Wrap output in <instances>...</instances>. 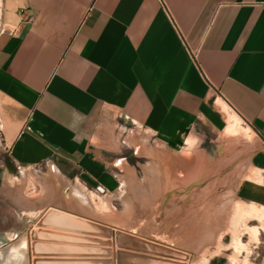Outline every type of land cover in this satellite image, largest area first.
<instances>
[{
    "label": "crops",
    "instance_id": "1",
    "mask_svg": "<svg viewBox=\"0 0 264 264\" xmlns=\"http://www.w3.org/2000/svg\"><path fill=\"white\" fill-rule=\"evenodd\" d=\"M231 114L251 138L220 133ZM136 129L165 148L163 157L175 156L171 173L188 181L134 182L128 204L109 219L80 189L89 186L101 196L121 190L114 148L124 144L136 154L129 142L149 141L136 137ZM187 137L220 147L208 153L207 165L185 166L177 147ZM203 152L196 157H206ZM50 166L64 178L60 187L43 179ZM2 168L19 186L37 170L43 185L38 198L18 191L7 196L21 223L12 240L26 239L46 210L58 209L180 248L164 239L171 234L163 216L174 207L156 216L147 203L153 206L155 196L164 201L171 186L183 188L201 173L224 174L235 201L264 208V0H0ZM72 187L87 206L63 193ZM59 243L63 249L41 257L116 264L110 253L73 256L69 239ZM26 255L25 247L22 264Z\"/></svg>",
    "mask_w": 264,
    "mask_h": 264
},
{
    "label": "rangeland",
    "instance_id": "2",
    "mask_svg": "<svg viewBox=\"0 0 264 264\" xmlns=\"http://www.w3.org/2000/svg\"><path fill=\"white\" fill-rule=\"evenodd\" d=\"M234 117L235 115L233 114L229 115L228 119H232V121L227 120L228 122H226L224 129H222L220 133L234 136L242 135L251 138L252 136L250 132L248 133V129L246 127L244 129L241 128L238 120ZM206 133L209 138L214 140L212 132ZM134 135L136 137H146L149 140L146 141L145 139L137 138L139 148L136 154H132L131 148L124 144L116 145V148H114L118 149V151L115 152L116 156L124 157L122 160L120 158L118 159V157L114 159V162L117 163L116 167L120 170L117 176L121 183L118 184V187L121 186V190L117 189L111 193L104 192L105 195L101 196L103 193H97V191H93L89 186L87 189H80L90 200L94 199L96 202L95 204L98 205V209H101L103 211L102 213L109 219H112L111 217L113 214L121 210L122 206L128 204V195L134 182L144 183L146 181H154L155 179L160 181L159 179L163 178L167 185H175L177 181L185 182L187 180H182L181 177H178L180 172L177 174L171 173L170 168L176 166L177 162L175 156L172 157L173 159L170 158V161H172L168 165L166 162L167 159L163 157V152L162 154L160 153L162 145L151 141L150 138L139 129L134 131ZM129 143L132 145L135 144L132 141ZM219 147L215 141H209L208 138L199 140L198 138L187 137L181 146L177 147V150L178 154L186 160L184 165L192 167L194 161L201 166L207 165L208 153L212 156L216 155ZM198 151H204L206 157L200 159L198 156L196 157ZM203 160H206V162ZM180 170L182 171L181 173H183L182 177H186L187 174L183 169ZM4 172L12 175L3 168L0 171V234L4 233V235H9L12 231L18 229L21 223L16 219V207L8 204L7 196H11V194L15 196L18 191L21 196L25 195L38 198L42 194L43 185L40 180V172L31 170L29 177H27L28 182H25L23 186H19L18 179H16L17 183L11 187V190L7 191L3 181V176H5ZM47 172L48 170L44 173L43 179L47 178L46 175L49 174ZM223 176L224 174L209 175L201 173L195 177L196 180L194 183L188 182L183 188L180 186V188L176 189L174 186H171L172 188H169L168 197H166L164 201H162L164 198L163 196L161 197L162 200L160 196H155L156 199L154 200L153 206L149 201L147 203V208L149 211L153 208L156 213L155 215L161 216L160 213L164 210V207H174V211H171L172 214L163 216L165 219L170 220V222L166 220L165 223L162 224L170 228L169 231L171 234L169 237H164V239L177 244L180 246V249L181 247L184 249L187 253V259L184 261V264H209L211 259V264H264V208L254 204H245L235 201L230 188H228L227 184L223 183ZM62 180L63 179L58 181L54 179L57 187L64 183ZM137 191L140 193L141 199H143L145 195L144 188ZM73 192H75V194ZM91 192H93V194ZM63 193L68 198L72 199L78 207L87 206L86 197L76 188L72 187L67 191L63 190ZM121 194L123 197L122 200L120 199ZM98 195L99 198H96ZM176 203L178 204L176 205ZM129 209L128 207V210ZM141 210L142 214L138 215L140 218L138 223L140 227L144 226L146 220V204L143 200ZM35 222L30 228L49 229L60 232L63 235L57 240H42L50 243L53 242L52 245L54 247L56 246L58 250L64 248V245L59 242H64L66 239H69L73 244L71 245L73 256H81L94 249L85 247L83 244L96 245L83 238H73L80 237L79 235L81 234H83L84 237H90L92 234L74 232L65 228H49L50 226L45 227L44 225L36 226ZM127 222L128 221L124 220L120 221V223L126 224L125 226H128ZM30 228H28L27 232ZM95 236L99 237L93 238L111 240L110 234L108 236L95 234ZM25 240L23 235H19L13 240L12 237L6 239L3 246L10 243L12 245L7 254L6 264H13L12 257L17 253L16 251L19 245L22 244L24 250L25 247L27 248L28 240L27 242ZM108 246L105 247L109 249L112 248L110 244H108ZM49 254H36L33 256H49ZM99 255L102 254L100 253ZM50 256L55 255L53 254ZM32 258L51 260L43 264L65 263L64 260L58 258L57 260L48 257ZM71 262L72 264H89L88 262L77 259Z\"/></svg>",
    "mask_w": 264,
    "mask_h": 264
},
{
    "label": "water",
    "instance_id": "3",
    "mask_svg": "<svg viewBox=\"0 0 264 264\" xmlns=\"http://www.w3.org/2000/svg\"><path fill=\"white\" fill-rule=\"evenodd\" d=\"M54 222V223H53ZM65 223L69 224L67 227ZM77 223V224H76ZM36 226L44 225L45 227L55 229H70L74 232L98 234L103 236L111 235V240L96 239L93 237H73L75 239L83 238L94 244L112 246L111 249H93L91 253H101L102 255L112 254L116 264L145 263L151 264H184L187 259V253L178 248L159 242L155 239L144 237L142 235L130 232L120 227L109 226L104 223L96 222L92 219L82 217L73 213H66L58 209L46 210L35 222ZM28 234V235H27ZM63 236L60 232L30 228L26 232L27 259L28 264H43L51 260H40L30 258L31 255L45 254L54 252L58 249L52 243L42 240H57ZM30 238V241L29 239ZM116 247V248H114ZM49 254V253H48ZM149 254V255H147ZM109 263L108 260L103 261Z\"/></svg>",
    "mask_w": 264,
    "mask_h": 264
},
{
    "label": "flooded vegetation",
    "instance_id": "4",
    "mask_svg": "<svg viewBox=\"0 0 264 264\" xmlns=\"http://www.w3.org/2000/svg\"><path fill=\"white\" fill-rule=\"evenodd\" d=\"M7 238L8 237L4 234H0V264H6L8 251L12 247L11 243L3 246V243L6 241ZM16 252L17 253H15L12 257V262L13 264H22V256L24 253V247L22 244L17 247Z\"/></svg>",
    "mask_w": 264,
    "mask_h": 264
},
{
    "label": "bare ground",
    "instance_id": "5",
    "mask_svg": "<svg viewBox=\"0 0 264 264\" xmlns=\"http://www.w3.org/2000/svg\"><path fill=\"white\" fill-rule=\"evenodd\" d=\"M129 138V137H128ZM135 142V141H134ZM138 142H136L135 143V147H136V149L138 150ZM165 148H163V146H161V149H160V153L162 154V151L164 150ZM164 154H165V152H164ZM163 154V155H164ZM167 155V154H166ZM169 156V155H168ZM166 157V156H165ZM167 158V157H166ZM169 159H170V157H168ZM168 158H167V160H168ZM171 159H173L172 157H171ZM122 160V159H121ZM169 161V160H168ZM172 161V160H171ZM170 161V162H171ZM169 163V162H168ZM48 172L47 173H49L48 175H46L47 176V179L48 178H52L53 180L55 179V180H58V181H60L61 179H63L62 181L64 182V178L58 173V171H56L53 167H48ZM5 173V172H4ZM45 176V177H46ZM61 177V178H60ZM16 177L15 176H13V175H10V174H6L5 173V176H3V181H4V183H5V186L7 187V186H9V185H11V186H14L15 185V183H17V181H16ZM56 182V181H55ZM74 194H75V192H73ZM125 196V195H124ZM14 233L13 234H11V236L10 237H14ZM29 239V238H28ZM29 241H30V239H29ZM38 256V255H37ZM42 256V255H41ZM40 256V257H41ZM56 256V255H55ZM51 257V256H50ZM58 257V256H57ZM31 258V257H30ZM49 264V263H48Z\"/></svg>",
    "mask_w": 264,
    "mask_h": 264
},
{
    "label": "built area",
    "instance_id": "6",
    "mask_svg": "<svg viewBox=\"0 0 264 264\" xmlns=\"http://www.w3.org/2000/svg\"><path fill=\"white\" fill-rule=\"evenodd\" d=\"M96 189L101 190L98 186H96Z\"/></svg>",
    "mask_w": 264,
    "mask_h": 264
},
{
    "label": "trees",
    "instance_id": "7",
    "mask_svg": "<svg viewBox=\"0 0 264 264\" xmlns=\"http://www.w3.org/2000/svg\"><path fill=\"white\" fill-rule=\"evenodd\" d=\"M211 262H212V259L209 261V264H211Z\"/></svg>",
    "mask_w": 264,
    "mask_h": 264
}]
</instances>
